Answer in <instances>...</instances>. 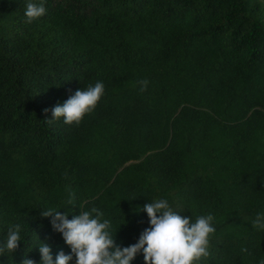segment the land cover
I'll return each mask as SVG.
<instances>
[{
  "label": "trees",
  "instance_id": "trees-1",
  "mask_svg": "<svg viewBox=\"0 0 264 264\" xmlns=\"http://www.w3.org/2000/svg\"><path fill=\"white\" fill-rule=\"evenodd\" d=\"M28 2L0 0V244L22 229L0 264L25 253L40 264L42 241L54 259L71 254L41 211L71 220L97 208L128 247L158 199L193 221L214 216L200 264H259L264 0H43L31 23ZM96 82L104 95L79 125L54 119ZM132 264H145L142 251Z\"/></svg>",
  "mask_w": 264,
  "mask_h": 264
},
{
  "label": "clouds",
  "instance_id": "clouds-1",
  "mask_svg": "<svg viewBox=\"0 0 264 264\" xmlns=\"http://www.w3.org/2000/svg\"><path fill=\"white\" fill-rule=\"evenodd\" d=\"M45 14L43 0L40 3L29 0L26 4L27 23ZM138 83L141 92L147 90L149 81ZM104 92L102 82L77 90L63 105L55 106L52 115L55 120L63 118L67 125H79L87 114L95 110ZM143 211L147 213L151 226L143 231L137 243L128 247L116 244L110 231L111 221L102 220L104 213L97 208L90 212L82 211L71 220L67 213L62 214L55 208L41 211L43 217L51 218L54 231L62 234L71 254L60 251L54 259L51 246L42 241L38 246L40 264H72L74 257L75 264H132L141 251L145 264H200L209 257L210 241L216 232L212 214L198 215L193 221L192 217L175 212L166 199L145 204ZM252 225L255 230L264 231V213L257 214ZM21 230L19 224L8 229L6 240L0 244V257L13 256L19 249ZM242 252L248 253V249L243 248ZM22 264H36V261L27 258L25 253ZM259 264H264V258Z\"/></svg>",
  "mask_w": 264,
  "mask_h": 264
}]
</instances>
